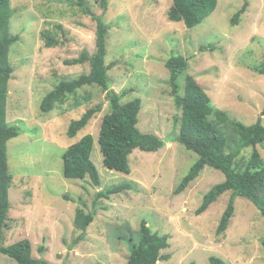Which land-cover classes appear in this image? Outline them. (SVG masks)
Instances as JSON below:
<instances>
[{"label":"rangeland","instance_id":"rangeland-1","mask_svg":"<svg viewBox=\"0 0 264 264\" xmlns=\"http://www.w3.org/2000/svg\"><path fill=\"white\" fill-rule=\"evenodd\" d=\"M107 1L105 13L99 0H86V6L108 26L105 65L110 90L121 103L140 99L137 128L159 138L163 146L156 152L134 150L129 174L106 169L98 137L109 106L106 92L96 86L83 87L67 103L41 113L42 98L60 80L89 72L88 62L67 61L95 52L96 23L83 15L76 0H10V33L19 40L9 53L14 72L8 82L6 122L20 133L7 141L13 181L9 229L0 245L28 240L32 256L49 264H126L145 221L152 232L168 237L169 248L160 254L169 259L157 264H209L211 256L227 264H264V217L251 202L235 199L234 216L222 235L216 229L230 192L196 213L203 196L224 181L220 171L205 167L183 192L175 193L197 155L176 140L181 111L164 66L172 55L188 59L177 83L183 88L184 76H193L224 112L226 121L219 127L226 136V153H236L241 142L231 123L252 125L264 108V76L257 72L264 65V0H218L215 10L191 30L168 20L172 0ZM243 5L245 12L234 25L233 15ZM43 31L50 32L55 47H45ZM97 105L101 109L88 125L68 138L71 120ZM261 121L264 125V117ZM87 134L94 141L90 159L99 186L88 176L71 180L62 174L64 151ZM255 149L264 160V143ZM252 150L241 149L235 164ZM123 184L128 186L121 192L97 198L99 191ZM76 213L94 214L80 241ZM40 246L46 251L39 253ZM0 264L16 263L0 254Z\"/></svg>","mask_w":264,"mask_h":264},{"label":"trees","instance_id":"trees-1","mask_svg":"<svg viewBox=\"0 0 264 264\" xmlns=\"http://www.w3.org/2000/svg\"><path fill=\"white\" fill-rule=\"evenodd\" d=\"M217 1L172 0V5L167 12L168 20L182 23L187 30H191L200 25L215 10ZM76 6L80 8L83 15L92 17L96 23L95 52L91 55L84 52L67 63L79 65L88 62L89 72L74 79L60 80L52 90L44 95L39 109L41 113H48L67 103L86 86H96L106 92L109 111L102 118L98 137L103 166L110 171L129 174V156L134 150L138 149L147 153L156 152L162 148L163 142L155 136L139 132L137 123L141 109L140 99L121 103L120 96L110 90V80L107 74L109 67L105 65L108 26L104 23L102 16L93 14L87 8L86 0H76ZM99 6L105 13L108 1L99 0ZM244 12L245 5L233 15L234 25ZM12 16L10 0H0V241L3 240L4 232L9 229V189L13 181L7 165V141L16 138L20 133L18 127L10 126L6 122L8 82L14 72L9 53L12 45L19 40L18 36L10 33ZM41 37L47 49L56 46V41L50 32L43 31ZM164 66L169 73L174 104L181 111L179 135L176 140L186 150L197 155L196 161L180 181L175 193L183 192L205 167H210L220 171L224 175V181L214 185L203 196L196 213L200 214L207 210L222 194L231 193L216 229L217 235H222L227 230L234 216V202L238 197L251 202L264 217V160L255 149L256 146L264 143V125L261 121V117H264V108L252 125L231 123L234 132L240 137L241 144L236 153H226V136L219 127L226 121L224 112L211 103L210 98L193 76L189 74L184 76L183 88L177 83L179 77L187 69L188 59L172 55L166 60ZM257 72L264 76V65ZM100 109L97 105L88 109L79 119L71 120L67 128L68 138L76 137L77 133L88 125ZM213 117L217 122L212 120ZM93 143V137L87 134L64 151L62 155L64 178L84 180L88 176L94 185L99 186V174L90 159ZM248 146L253 148L251 155L243 159L241 164L240 162L235 164L237 153ZM127 186L123 184L105 191L101 190L97 198L107 199L109 195L119 193ZM93 220L94 214H75L74 225L81 231L76 241L83 239L87 227ZM261 245L264 248V239L261 240ZM168 248V237L152 232L146 222L142 221L139 227V240L131 244V252L126 264H157L159 261L168 260V256L160 254ZM38 251L39 253L46 251L45 246H40ZM0 254L9 257L16 264H49L45 260L32 256L31 244L28 240H19L6 246L0 245ZM209 264L227 263L221 258L211 256Z\"/></svg>","mask_w":264,"mask_h":264}]
</instances>
